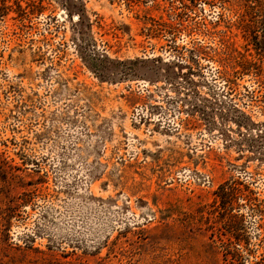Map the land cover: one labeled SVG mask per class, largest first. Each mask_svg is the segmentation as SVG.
Masks as SVG:
<instances>
[{"label": "rangeland", "instance_id": "obj_1", "mask_svg": "<svg viewBox=\"0 0 264 264\" xmlns=\"http://www.w3.org/2000/svg\"><path fill=\"white\" fill-rule=\"evenodd\" d=\"M0 264H264V0H0Z\"/></svg>", "mask_w": 264, "mask_h": 264}]
</instances>
